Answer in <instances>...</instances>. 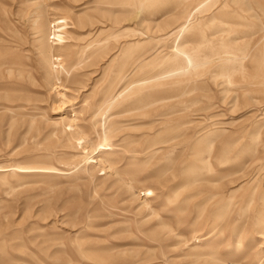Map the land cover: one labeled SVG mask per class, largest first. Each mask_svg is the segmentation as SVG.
Instances as JSON below:
<instances>
[{
  "label": "rangeland",
  "instance_id": "rangeland-1",
  "mask_svg": "<svg viewBox=\"0 0 264 264\" xmlns=\"http://www.w3.org/2000/svg\"><path fill=\"white\" fill-rule=\"evenodd\" d=\"M58 23L67 27L64 42L53 36ZM177 44L184 63L197 52L210 59L176 79L187 86L180 96L144 100L149 90L139 95L136 87L98 110L132 53L158 51L147 71L179 61ZM14 55L23 64H12ZM73 109L80 129L53 132L51 121ZM185 122L186 130L177 126ZM167 142L176 144L174 167L152 175L157 163L135 155ZM104 143L121 150L109 154ZM101 155L116 158L93 162ZM50 166L68 178L46 172ZM113 169L136 190H151L150 201L158 197L153 205L169 230L155 228V217L143 220V193L126 203L122 188L109 191ZM202 169L207 181L184 186V196L195 195L187 210L164 214L160 204L184 185L183 170ZM0 179V264H209L210 256L190 250L200 246L192 231L208 234L214 225L222 259L264 264V0H0Z\"/></svg>",
  "mask_w": 264,
  "mask_h": 264
},
{
  "label": "bare ground",
  "instance_id": "bare-ground-1",
  "mask_svg": "<svg viewBox=\"0 0 264 264\" xmlns=\"http://www.w3.org/2000/svg\"><path fill=\"white\" fill-rule=\"evenodd\" d=\"M53 1H55V0H53ZM51 2H52V0H51ZM65 27L66 26H64L61 23L56 24V27H55V31L56 32L53 34V36L58 42H64L65 36L63 35V31L65 32V30H64ZM52 28H53V26H52ZM66 29H67V27H66ZM179 37H181V35H179L178 38ZM45 40H46L45 41L46 47L44 48V51L46 52L45 59L49 63H51V59L47 55L48 52L52 51L51 50L52 45L50 44L51 41H50V38L48 37V34H45ZM212 43H213V41H212ZM140 45H141V43L137 44L136 46H129L128 48L129 49H131V48H135L136 49V48L140 47ZM179 45L180 44L175 45V48H174L175 52H173V54H175V57H177V58H179L180 55H181V53L179 52V50H180ZM129 49H126V50L129 51ZM156 52H158V51H155V50H152V49H148V50H145V51L141 50V52H139L138 54H135V55H134V53H132L130 58H128V64H126V62H125V63L122 64V67L119 66L118 69L116 70L115 76L112 79H110V84H108V86L103 91V96L101 97L100 101L97 104L98 110H105V109L110 108L112 105L115 104V102L117 100L121 99L124 96L123 94L127 93V91L128 92L129 91L130 92L131 91L135 92L136 87H138V88H137V91L135 92V94L140 93L139 95H141L142 93H145L147 90H149L148 94H143L142 99H144L145 96H149V95L155 94V92L159 93L160 95H165L166 96V95H169L170 93H172L175 90L179 93V94H177V96H180L185 91V89H187V86H185V84L184 85L182 84V86H181L180 85L181 79L178 82H177L176 79H178V77H180L181 75L186 74L187 71H190V69H192L193 67H197V66H200V65L204 66L206 63L210 62V59L207 58L208 56L207 57L205 55L203 56V54H200V52H197L198 54L196 56V59H195V57L188 56L187 57L188 60H187L186 63H184V58L180 57L179 61H177L175 63H172L171 65H169V64H166V65L164 64L163 65L162 64L161 66H159L156 69H151V70H147V71L144 70V68L149 66L151 63H153L155 59H157V58L159 59L160 58V56L157 57ZM214 54H217V53H214ZM228 54L231 57L234 56L233 57L234 59H237V57L239 56L236 53L233 54V53L229 52ZM183 55H185V53ZM216 56H218V54ZM163 57L164 56H162L161 58H163ZM219 58H220V56H219ZM11 63L14 64V65L23 64L22 61L20 60V58L18 57V55H14V57L11 59ZM59 63L61 64V62H59ZM167 65H169V66H167ZM56 67H58V66H56ZM63 70L66 73V77L70 76V71L69 70H67L65 68H63ZM158 77H159V79H168L169 78L170 80H165L164 82L158 84L159 87H161L160 89L153 90V89H155V86H154L153 82ZM114 82H117V84L116 83L114 84ZM154 83L156 84V81ZM173 83H179L180 87H177L178 85L176 86L175 84H174L175 85L174 86ZM182 83H184V82H182ZM122 87H123V89H122ZM57 92H59V90ZM60 92L58 93L59 96L61 94ZM61 97H62L61 101L63 103H65L66 102L65 99L68 98L67 95L62 92ZM140 98L137 99V100H134L133 102L135 103L136 101H139ZM83 109L89 112L88 116L90 115L91 119L94 118L95 114L93 115V113H95V111H93V108L91 109V104L84 102L83 103ZM73 111H74L73 117H66V116L63 115V116H60L59 118L51 121V124H52L51 126H53V132H55V131H57L59 129H61L63 132L64 131L67 132V131H69L68 128H69L70 125L74 126V127L76 126V130L80 129V126L78 125V123H76V122H78L79 111H77L76 109H73ZM169 118L170 117H167L165 119V120L168 121L167 123H169V121H170V120H168ZM92 121L94 122L95 126L98 124L94 119ZM109 122H110V120H109ZM109 122H106L104 124L105 125L109 124ZM34 123H35V119L31 120L30 124H29V128L32 127V125ZM177 124H178L177 126L182 128V130H186V127H185L186 126L185 125L186 122L185 123H177ZM109 128H110V126H109ZM103 129L105 131V126H104ZM110 132L112 133L113 130H111ZM68 133H71V132H68ZM107 134H110V133H104V135H107ZM25 136L23 137L24 139H25ZM172 143L173 142H167V144L164 145L163 148H161V149L160 148L152 149V148L148 147L147 149L144 150L145 152H144L143 155H141L140 153H137V155H135V156H137V157L138 156H144V158L146 160L145 164L146 163H157V165H153L154 168L151 169V171H153L154 169H157V170H154L153 172H151L152 175L154 173H156L157 171H159V169H160V171H163V170L165 171L166 170L163 173V174H166L167 171L173 169L174 163H175V159H176V155L172 152L173 149L175 148L174 146L176 144H172ZM104 145L107 147L105 152H108L109 154H112L114 156H115L116 152L113 151V150H121L120 147L112 146V143H104ZM169 148H170V150H167V151L170 152V155L167 156L165 158V160H163V158L161 156L158 157L160 154H163L162 150L169 149ZM86 156L87 155L83 156L84 159L88 158ZM114 158H116V157L108 156L107 157L108 160H107V159L103 158V155H101V156L97 157L96 159H93V162H99L100 163L102 160H104L105 164H111L109 161L114 159ZM155 158H157L158 161L157 160L154 161ZM160 161H162V162H160ZM107 162H109V163H107ZM17 166H18V168H22V169L25 167L24 164L23 165L19 164ZM105 166L106 167H112L111 165H105ZM25 168L26 169H23L24 171H27V172L31 171L30 168H28V167H25ZM47 168H49V170H47L46 172L53 174V176H57V175H62V176H66V177L68 176V173H67L66 169H62V168L59 169V168H55L54 166H50V167H47ZM85 170L87 172H91L92 169H90L88 167V169L86 168ZM39 171H40V169H39ZM199 171H198V173H196V174L191 176L190 174H188L189 170L188 171L183 170V178H182L183 180H182L181 184H184V185H182L178 190L174 191L173 193H171V194L168 193V195L165 196V199H163V203L160 204L162 206V210L161 211H163L164 214H167V216H170V217L171 216L179 217L181 214H183L187 210L188 203L195 197V195L184 196L183 195L184 186H185V184H188V183L189 184L192 183V184L195 185L200 180H202V181L204 180L205 181L206 180V175H208V174L204 171V169H202L200 172ZM111 172L112 173H111L110 177L113 176V179L111 180V184L108 186L109 191H110V189H112V188H114L116 186L119 189L122 188L121 189L122 190V195L121 196H122V198L125 197V199H122V198L121 199L125 200V201L126 200H130V199L133 201L134 197L137 194L143 193V195L145 196V204L149 207V210H150L148 212H145V214L142 216L143 220L146 221V220H148L150 218L152 219L153 217H155L156 218V224L154 222L155 228L156 227H158V228H167V229L169 228L167 223L163 221L164 217H163V215H161V212L159 211L160 213L158 214L157 211L155 210V205H153V204L157 203L156 198H158V197H156L154 200L151 199V201L148 199V198H152L154 196L151 190H146L145 189V190L138 191V190H136L134 188V186L132 185L131 182H127L126 180H124L121 177H119L118 171L113 169V171H111ZM184 173H185V176H184ZM189 178H190V181H189ZM197 184H201V182L197 183ZM194 185H192V186H194ZM70 188H73V190L75 192H77V187L71 186ZM126 203H127V201H126ZM201 205L202 204L198 205V208H197L198 211L202 208ZM199 214H200V212H198L196 216H199ZM192 235H193L192 238H195L196 240H198V243H199L200 246H196L195 248H191L190 250L194 251V249H195L197 251V253H199L198 255L202 254V255L210 256L211 260L209 261V264H236V262H234V260L222 259L220 257V255H218L219 252L216 249H214L215 242L218 241L220 239V237L222 238V233L220 232V229H219V227L217 225L212 226V228L209 229L208 234L206 233L204 235H200L199 231L197 229H194L192 231ZM205 247L207 248V250H205ZM239 248H240V245H237V249H239ZM131 252H132V250H131ZM236 252L238 253V250ZM121 253H122V255L125 254L124 251H122ZM233 253L236 254L234 251H233ZM229 254L234 256L232 253H229ZM82 256H83V254H82ZM170 261H171V259H169L168 262H170ZM247 261H250V259L246 258L243 262H247Z\"/></svg>",
  "mask_w": 264,
  "mask_h": 264
}]
</instances>
